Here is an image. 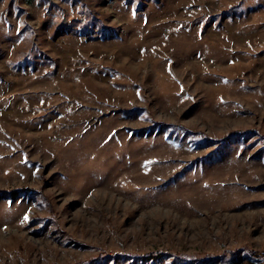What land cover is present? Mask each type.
Segmentation results:
<instances>
[{"label":"rangeland","instance_id":"obj_1","mask_svg":"<svg viewBox=\"0 0 264 264\" xmlns=\"http://www.w3.org/2000/svg\"><path fill=\"white\" fill-rule=\"evenodd\" d=\"M78 263L264 264V0H0V264Z\"/></svg>","mask_w":264,"mask_h":264},{"label":"trees","instance_id":"obj_2","mask_svg":"<svg viewBox=\"0 0 264 264\" xmlns=\"http://www.w3.org/2000/svg\"><path fill=\"white\" fill-rule=\"evenodd\" d=\"M235 133L239 134V133H243V132H242V131H239V130H238V131L236 130V131L231 132L229 135H233V134H235ZM78 264H79V263H78Z\"/></svg>","mask_w":264,"mask_h":264}]
</instances>
